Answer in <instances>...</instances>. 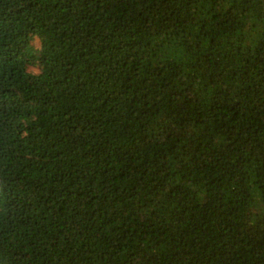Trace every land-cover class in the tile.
I'll list each match as a JSON object with an SVG mask.
<instances>
[{"label": "trees", "instance_id": "obj_1", "mask_svg": "<svg viewBox=\"0 0 264 264\" xmlns=\"http://www.w3.org/2000/svg\"><path fill=\"white\" fill-rule=\"evenodd\" d=\"M0 264H264V0H0Z\"/></svg>", "mask_w": 264, "mask_h": 264}]
</instances>
